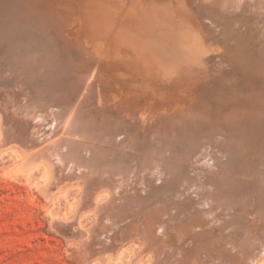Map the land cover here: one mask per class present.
I'll return each instance as SVG.
<instances>
[{
  "label": "bare ground",
  "instance_id": "bare-ground-1",
  "mask_svg": "<svg viewBox=\"0 0 264 264\" xmlns=\"http://www.w3.org/2000/svg\"><path fill=\"white\" fill-rule=\"evenodd\" d=\"M110 1L0 0V73L5 74L4 80L10 85H24L32 92L28 99L19 93L22 96L17 95L20 100L16 106L9 101L0 106V148L9 142L11 150L21 155L13 172L44 168L45 183L38 188L45 196L53 178L72 175V179L64 181L75 182L82 189L72 202L73 214L86 205L85 188L90 178L106 184L107 188L91 200L95 224L73 234L77 249L84 256L90 243L97 241L94 233L102 236L98 243H107V233L123 219L143 215L152 221L157 213L163 220L157 234L149 228L140 231L133 227L128 236L139 235L144 247L151 241L157 242L155 246L163 243L162 247L176 256L188 249V243L201 241L211 247L221 242L228 252H216L207 264H225L231 252L242 255L245 264H262L264 87L257 93L253 88L247 94L255 103L242 110L240 107L236 114H224V130L209 110L199 109L191 101L172 112L133 117L134 111H130V121L115 119L109 109L107 114L104 110L110 102L108 97H125L126 102L134 98L121 95V79L126 80L128 88L132 87L133 78H148L146 85L159 79L160 85L155 88L159 95L161 89H183V78L188 83L194 81L204 68L209 77L217 79L215 85L223 84L222 88L232 90L236 82L227 71L236 61L238 48L237 52L232 49L239 44V30L232 33L225 29L221 35L218 30L233 16L244 21L242 24L250 33L255 31L256 43L248 48L255 56L247 55L245 62L247 59L248 64L256 63L242 70L243 77L264 86V0H181L194 17L197 34L184 25L171 23L166 15L170 10L159 8L160 5L146 10L150 16L144 14L138 19L133 10L122 8L121 2L122 5H115ZM49 12L51 22H44L41 13ZM199 36L210 50L196 43ZM225 36L227 43H234L232 49L230 43L225 48L214 45L217 41L213 38L223 41ZM102 46L103 62L89 67L91 56ZM222 68L226 71L223 76ZM235 90V94L241 92L236 85ZM9 108L26 118L15 125L18 130L5 128ZM154 118L170 120L173 127H154ZM30 127V137H18ZM64 218L50 215V224L57 232L66 230L60 223ZM177 222L190 230L184 243L169 230ZM139 256L140 253L137 261L141 264L152 263ZM106 259L104 255L103 262Z\"/></svg>",
  "mask_w": 264,
  "mask_h": 264
},
{
  "label": "rangeland",
  "instance_id": "rangeland-1",
  "mask_svg": "<svg viewBox=\"0 0 264 264\" xmlns=\"http://www.w3.org/2000/svg\"><path fill=\"white\" fill-rule=\"evenodd\" d=\"M119 2L123 4L122 8L125 7L124 9L133 10V12H135L134 18L139 17L138 19H140V16H143L144 14L147 15V17L150 16L148 15L149 13L146 14L147 13L146 10L150 8L151 10H154V8L157 7V5L158 7L160 5L159 8L162 9L164 8V10L166 9L170 10V13L167 12L166 15L169 21H171V23H174L175 26L176 25L178 26L180 24L178 27L184 25L188 31L197 34V30L195 29L194 24L192 23L194 21V17L191 15L189 10L183 7L181 0H151V1L150 0H142V1L111 0L110 1V3L115 5H120L121 3ZM169 5L171 7H169ZM170 8H172V10ZM184 10L187 11V14H190V17L186 14ZM50 14L52 15L51 12L43 13V14L41 13L42 20L44 22H51L50 19L52 17ZM233 17H229L223 22L222 26L218 30V33L220 32L219 35H221L225 29L231 30L230 32L232 33H236L238 29L239 30L238 31L239 44H237L238 46L237 45L235 46L232 41L229 42L230 44L227 43L226 36L224 37L225 39L223 41H221L218 38L217 39L213 38V41H217L216 44L214 45H219L222 46V48L223 47L225 48V46L229 44L230 49H232V47L235 46V49L234 48L232 49L234 52H237L238 50V52L236 53L237 56H235L236 59L235 64L231 65L230 67L231 70H228L229 72L227 71V73H229L232 76L234 82H236L233 85L232 90H228V88H222L224 86L223 84L219 86L215 85V81L217 79L213 77H209L206 72V69L204 68L200 69L202 75L195 76L194 81L191 82L189 81L188 83V79L183 78L182 80L183 89L181 88L180 90L177 88H172L166 91L161 89L159 95H156L158 90L155 89L156 87L158 88L160 85L159 79L151 80L150 82L153 84L146 85L145 83L148 80V78L144 76L139 78H133L132 80H130L131 81L130 84L132 86L130 88L125 86L126 80L121 79L120 83L123 86V88L121 89V95L126 96L127 94H129L132 95L134 98L126 102L125 97L122 98L119 97L120 99L108 97L110 102L109 105L107 106V110H104V113L106 114L110 113L108 112L109 109V111H111V115L115 119L121 118L123 120L128 119V121H130L129 119L131 118L127 116L128 112L130 111L132 112L134 111V114H132L133 117H140L141 115L144 114L151 115L153 112L154 113L162 112V111L172 112L177 110L182 105L187 104L188 102L191 101L190 103L192 105H195V107L199 109L201 108L207 112L209 110L208 113L215 120L221 122L222 119H224V114L226 112L230 114L233 113L236 114L239 111H241L243 108L244 109L247 108L250 105V103H255L254 100H250L247 94L252 93L254 91L253 88H255L254 92L256 93L260 92L264 86L260 81H256L257 82L256 84L254 80H247L246 78L243 77V71L246 68L248 69L249 67L251 68L252 64L256 63L253 61L252 63L250 61L249 64L251 65L247 63L248 56L249 58H253L255 56V54L251 53L250 50H248V48L251 47L250 44L256 43V40L254 39L255 31H251L250 33L246 24H242L244 23V21H242L237 16H233ZM233 25L234 26L236 25L235 28ZM230 36L231 34H229V37ZM202 40L203 39L199 36L196 43H199L200 45H202V47H206L208 50H210L207 42ZM240 45L243 46V47L241 46V49L239 47ZM1 48H2V43H0V49ZM104 50H105L104 46L100 47L98 51L94 53L93 56H91L90 63L87 65L93 68V66H98L100 63H102L104 60L103 59ZM167 52L171 53L170 51ZM238 57L239 59H237ZM246 57L247 59L245 62ZM247 65H249V67ZM0 66H1L0 67L1 70L2 64ZM253 68L254 67H252V69ZM225 73L226 71L223 70L222 68L221 75L223 76L225 75ZM4 77L5 74L0 73V106L5 101H9L12 105L14 104V106H16L18 105L17 101L20 100V99L17 100L19 96L23 95L22 98L24 97V99H28L29 94L30 95L32 94L30 89L28 90L26 86L19 85L18 87H14L12 86V84L10 85L8 82H6L4 80L6 77L5 78ZM1 78L3 80H1ZM235 85L236 87H239L241 89V92L235 94V92H237V90H235ZM193 89L195 92H192ZM5 92L8 94H5ZM19 93L22 95H20ZM55 94L59 96L58 92ZM203 101L204 104L207 103L206 104L207 107L203 104ZM236 105L238 108L235 107ZM109 106L111 107L109 108ZM204 107L206 110L204 109ZM215 107L218 108V110H216ZM240 107L241 110H239ZM12 110L13 108H9V110L6 111L9 112L7 114L5 113L6 121H7V122L5 121L6 122L5 128L7 129L9 128L17 129L15 125H18V121L26 120L24 116L17 115L16 113H13ZM116 113L117 115H115ZM96 115L98 116L99 114L95 113V116ZM221 116L223 117L221 118ZM154 119L151 123V125L154 127L164 125L169 129L171 128L170 126H172L170 120H166L164 118H161L159 120L158 118H154ZM134 121L137 122L136 119ZM159 122L160 124H158ZM8 123L9 124L11 123V125H9ZM219 124H221L220 127L224 130L222 126V122ZM137 126H138L137 129H139V131L142 130L141 122H139ZM32 130L33 127H30L29 130H25L24 133H18L17 135L19 138H22L23 137L22 134H24L25 138H28L33 134ZM10 138L11 136L8 135V139ZM10 145L11 144H9L8 142L2 145V147L0 148V264H141L140 261H137L138 253H140L139 257L143 261L149 263L152 262L151 264H172V263L173 264H207L209 262L210 257L215 255L216 252H217L216 254L218 255L228 252V250L227 251L225 250L226 248H224V245L221 242H217L215 243L214 246L209 247L207 244H203V242L201 241H195L194 243H188L187 244L188 249L183 250L181 255L176 256L173 255L171 250L169 249L166 250V248L162 247L163 243H159L160 246L158 245L155 246L157 242L151 241V243L145 245L144 247L142 245L143 240L139 237V235L135 236L134 238L128 236V234L132 231L133 227L137 228L140 231L143 228H149L152 229L153 234H157L158 233L157 228L159 227L161 222H163V220L159 214L155 213L152 216L153 222L148 218L145 219L146 217H144L143 215L140 216L136 215L133 218L123 219L122 221L119 222L117 227H114L111 231L107 233L109 239V242L107 243L104 242L98 243L97 242L98 240L99 241L102 240V236H98L97 233H94L93 238L97 241L94 244L90 243L91 247L88 248L87 250L88 254L84 256L83 253H80L79 250L77 249L74 240L75 235L73 234L76 233V231L78 232L79 230L81 231L85 230L86 228H88V226L90 227L95 224L96 216L92 211L93 204L91 200L94 194L104 191V189L107 188L106 184H101V182L94 180V178H90L91 180L89 179V183L85 188V190H87L86 192L88 193V194L86 193L88 196L86 195L85 197L86 205L79 212L73 214L71 212L72 202L82 194V189L75 182L72 184L70 182H67V180L64 181V179H68V180L72 179L73 176L68 175V176H62L61 178L58 179L53 178L50 181L51 184L49 183L50 187L45 196V194L42 193L38 188L45 183L46 174L44 168L32 167V169L27 168L18 173L13 172L15 169L14 167H16V165L20 162L21 155L20 152L16 150H11ZM56 175L58 176L59 174L57 173ZM56 175L55 177H57ZM102 200L103 199H101V202H104V200L103 201ZM50 215L52 216L57 215L59 217L62 216V218L66 217V219L64 218L60 221V223L65 225L66 228L64 229L66 230L63 231L60 230L59 232H57L50 224ZM147 223H149V225ZM178 223L181 222H177L175 225L170 226L169 230H171V232L174 231L172 233H176L178 238L177 240L181 243H184V241L187 239L190 233V230L189 228L185 229V227H187L186 224L183 225L184 223L183 224L182 223L178 224ZM142 225H144V227ZM181 225L183 226V228ZM175 229H177V231L179 232L178 234L177 231H175ZM186 231L188 232V234H186ZM204 245L205 248H203ZM156 249H157V255H156ZM201 249H203V251H200ZM112 250L114 251L112 252ZM199 251L201 253H199ZM196 253L197 255H195ZM104 255H106L108 259V260L106 259L105 262H103ZM191 255H193V257ZM225 264H245V263L243 262L242 255L240 256L239 254L235 255L231 252V255H229V257L226 258ZM262 264H264V262Z\"/></svg>",
  "mask_w": 264,
  "mask_h": 264
}]
</instances>
